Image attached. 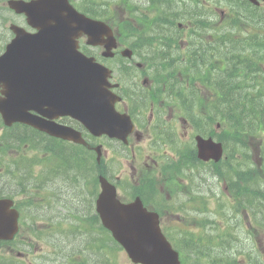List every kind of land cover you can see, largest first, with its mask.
Wrapping results in <instances>:
<instances>
[{
    "label": "rangeland",
    "instance_id": "obj_1",
    "mask_svg": "<svg viewBox=\"0 0 264 264\" xmlns=\"http://www.w3.org/2000/svg\"><path fill=\"white\" fill-rule=\"evenodd\" d=\"M81 2L84 6L91 7L89 13L94 19H106L109 8L116 17L121 16L129 20L132 15H128V12L118 7L117 0H81ZM223 2L228 4L232 0H219L217 4H214L212 0H199L200 5L197 8L203 14L211 13V18L215 20L217 13L215 8H220ZM183 3L185 5L180 6L181 12L191 17L187 7V5L193 6H191V1L183 0ZM223 6L226 7V5ZM232 7L233 12L240 14L241 9L236 10L237 4L233 3ZM84 9L86 10V8ZM213 11L216 13H212ZM243 14L244 12H241V16L245 17ZM243 17H241L243 22L240 28L250 29L246 26L250 23L245 22ZM216 18L218 17L216 16ZM169 20L171 24L167 31H170L169 34L173 36L177 29L172 24L176 22L172 20V17ZM186 23L189 24L188 21L183 20V24ZM161 27L167 28V25L162 24ZM258 28L263 29L264 23ZM221 31L222 29H219L216 24H209L202 20H197L196 24L192 22V26L184 25L181 30L184 37L178 52L173 53L174 56L179 60L183 55H188L187 50L192 44L196 47L205 45V49L213 46ZM247 33L243 32L242 35ZM231 36L234 37L235 34L231 33ZM132 42L133 38L130 37L127 40V45H131ZM209 42L211 43L209 44ZM214 47L215 50H219L218 46ZM85 48L92 54H100L101 51L97 47L86 46ZM204 59L206 62H211V65L215 64L212 59L208 60L207 54ZM108 61L121 69L128 68V74L121 78L124 82L129 80L128 76L132 73L129 68L131 60L116 56L109 58ZM206 67L209 66L205 64L202 67L196 66V68L193 67L185 70L183 74H179L180 78L188 77L195 83L193 89L185 90L184 93L188 96L198 94V99L193 103V106L189 103L183 105L182 101L178 99L173 102V92L176 90L165 93L164 97H160L158 91L152 92L156 96V100L161 98L163 101L160 109H153L154 117L152 119L148 98L144 99L146 103L140 105V109H136L144 130V137L138 144L133 143L132 146L126 148L118 139H106L104 142V140L88 138L93 145L98 142L102 143L99 159L103 166L96 164L93 156L90 167L82 172L79 170L81 161L73 157V160L69 162L72 166H60L57 174L55 171L45 170L43 177H52V180H47L48 184L62 189L58 198L70 207V213L66 218L64 215L66 212L46 213L31 209L33 212L27 213V215L31 217L34 227L29 231L34 234L31 239L36 247H46V238L50 231L47 227L52 224L53 235L56 232L59 237L63 238L56 244L60 248L59 254L52 255L57 260V264H81L86 260L103 264L102 261L96 260L90 251H86L93 248L95 244V242H91L92 238L98 239L101 235L95 233L96 231L88 223V217L92 212L89 211L90 201L93 198L92 191L95 190L93 187L91 191L92 175H97L101 171L102 173L108 172L113 177L117 176L121 185L125 183L128 185L129 191L139 193L143 189L152 192L148 201L160 206L162 221L171 237L176 241H182L187 240L185 237L192 236L193 242L190 244L188 257L194 264H227L232 261L234 264H264V202L258 200V197L264 199V155L260 140L255 138L257 142L248 148L246 144L239 145L238 151H234L233 157L230 149L226 148L225 156L227 154L229 156H224L217 167H214L212 163L204 164L198 159L192 161L189 157L194 148V133L204 131L205 123L208 120L205 100H209L212 92L210 94L200 83V74ZM216 78H218L216 69H210L205 76V80L210 82H214ZM153 87L156 86L153 85ZM154 103L156 104V102ZM172 103L176 105L173 107L174 113L188 119L187 135L183 133L186 127H182L178 121H176L174 134L173 131L167 130L170 124L167 122L168 109L166 105ZM8 131L6 130L5 133L7 134ZM217 133L218 136L225 137L223 127H219ZM153 136L155 139H152ZM27 153L31 152L28 150ZM236 153H239L240 156H237ZM9 157L20 156L19 154L8 155L3 147L0 148V164H3L4 159ZM44 157L49 165L50 161L47 160L50 159V156L47 154ZM55 170L57 171V168ZM151 170H154L158 175H151ZM15 174L18 173L15 172ZM255 174L259 175L260 179L255 178ZM250 175H253V178H248ZM3 177L5 174H0V179ZM137 187L139 189H136ZM248 188L253 192L249 193ZM52 189L56 190V187H52ZM121 189L124 192L123 188ZM59 220L61 223L69 221V231H65L64 226L58 224ZM45 222L47 224H44ZM101 239L104 240L102 235ZM51 242L53 243L52 240ZM103 245L111 260L116 263H129L124 252L113 247L110 243L103 242ZM34 251L35 247L32 248V252ZM44 251L45 248L32 253L25 263H37L35 259L39 257V253ZM54 251L57 252L56 249ZM32 255L33 259L31 260ZM111 263L113 262L108 264Z\"/></svg>",
    "mask_w": 264,
    "mask_h": 264
},
{
    "label": "trees",
    "instance_id": "obj_2",
    "mask_svg": "<svg viewBox=\"0 0 264 264\" xmlns=\"http://www.w3.org/2000/svg\"><path fill=\"white\" fill-rule=\"evenodd\" d=\"M226 46L229 53L233 41ZM229 58L224 66L216 68L218 78L213 83H205L213 90L206 109L211 122L224 125L226 133L234 135L240 142L238 137L243 134L264 135V80L257 79L261 70L250 52L238 51ZM219 139L225 146H231L228 138L219 135ZM255 178L260 179V176L255 174ZM247 191L252 192L249 188ZM258 200L264 202L259 197Z\"/></svg>",
    "mask_w": 264,
    "mask_h": 264
},
{
    "label": "flooded vegetation",
    "instance_id": "obj_3",
    "mask_svg": "<svg viewBox=\"0 0 264 264\" xmlns=\"http://www.w3.org/2000/svg\"><path fill=\"white\" fill-rule=\"evenodd\" d=\"M7 1L8 0H0V53L3 51L8 41L14 36V30L12 29V26L20 27L25 30L28 28L25 15L23 13L17 14L16 11H12L11 8L9 9L6 6ZM23 1L26 2L30 0ZM130 91L135 93L137 89L134 85H132ZM120 104L122 108L121 111L129 112L133 116L138 117V113L135 109H129L130 106L126 100L121 99ZM56 122L77 128L81 130L82 133L85 132V130L80 127L79 123L71 118L61 117L57 119ZM28 132L39 134V138H36V141L39 143L40 147L49 150L57 156L59 138L49 136L43 132L24 126L22 135L20 136L24 147L28 145ZM12 161L14 160L11 159L9 161V167L5 170L6 177L0 180V198L11 199L13 206L18 209H37L38 211L42 212L57 211L59 207L58 186L50 185L47 182V180H52L53 178L44 176L42 177L44 180H37L36 182L35 178L39 177L28 174L26 164H24V166L21 168V165L17 167L12 163ZM56 168L57 165L51 167V172L55 171V174H57V171L55 170ZM15 172L18 174H15ZM44 187L46 189H43ZM52 187H56V190H53ZM18 239L20 242L24 241L25 235L21 233L18 234ZM0 246V252H4L6 256L12 254L10 251H17V256L22 255L18 252V249L12 248L11 243L1 242ZM1 259L4 261L17 260L14 257H6Z\"/></svg>",
    "mask_w": 264,
    "mask_h": 264
},
{
    "label": "water",
    "instance_id": "obj_4",
    "mask_svg": "<svg viewBox=\"0 0 264 264\" xmlns=\"http://www.w3.org/2000/svg\"><path fill=\"white\" fill-rule=\"evenodd\" d=\"M58 36L66 38L70 36L69 29L66 25V21L62 19L58 21L57 28ZM76 56L74 62L77 67L81 64V61ZM83 64V63H82ZM77 71V70H76ZM84 86L77 83V88L74 89V101L75 104H80L84 99V91L82 90ZM94 93L90 92V97H93ZM91 102V100L89 99ZM90 116V115H89ZM198 140V155L202 156L206 151L208 152L206 157L213 156L215 159L218 158L220 154V145L219 143H213L210 140L204 141L200 137H196ZM148 222V221H147ZM146 221L138 220L133 221L132 223L125 221L123 228L119 222V226L113 227L114 235L121 241H125L131 247L130 253L133 260H139L147 264H178L175 260V256L168 250L166 243L164 242L162 236L160 235L158 228L155 224L150 221L147 229H142L141 226L147 224ZM122 230L128 232L123 233ZM137 230V235H132L131 231Z\"/></svg>",
    "mask_w": 264,
    "mask_h": 264
}]
</instances>
